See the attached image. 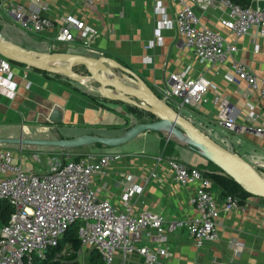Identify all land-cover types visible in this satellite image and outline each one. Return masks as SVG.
Segmentation results:
<instances>
[{
    "label": "crops",
    "instance_id": "crops-1",
    "mask_svg": "<svg viewBox=\"0 0 264 264\" xmlns=\"http://www.w3.org/2000/svg\"><path fill=\"white\" fill-rule=\"evenodd\" d=\"M17 1L52 20V25L40 32H27L19 27L11 14L0 9V35L25 48L58 49L93 56L104 54L129 67L156 93L168 72L184 69L189 76L203 74L214 84V88L205 92L206 99L199 108H186L191 112L189 116L180 113L190 121H195L194 125L204 132L210 129L208 125L223 127L218 121V108L211 101V96L227 95L224 102L232 107L230 116L240 126L238 132H231L251 142L258 152L257 158L264 160V130L255 134L242 129L243 124L247 123L245 115L248 105L256 113L251 123L264 128V100L256 91L243 96L234 89V84L226 81L225 75L232 73L228 60L223 63L200 61L183 45L174 27L159 25L163 16H174L176 5L170 0H44L47 3L45 8L33 2ZM248 4L263 6L264 0H249ZM194 12L200 25L210 27L224 39L233 41L236 45L233 56L251 72L260 75L264 69V36H259L254 27L246 34L233 35L217 22L219 13L215 9L200 10L194 7ZM64 13H72L96 27L98 36L90 48L83 46L78 38L70 41L54 40L56 27ZM156 31L160 36L159 40L155 37ZM150 41L152 44L148 45ZM10 62L14 93L8 95L0 92V137L52 138L56 136L50 130L52 127L63 137L81 133L115 135L136 122L128 104L103 100L90 82L72 80L62 73ZM71 69L80 71L83 68L74 64ZM237 87L246 89L243 81L238 82ZM53 107L60 111V120L56 122L48 118ZM236 140V143H240ZM231 144L229 141L233 148ZM44 146L47 145L0 143V147L12 150L14 159L24 166L33 168L40 164L44 169H49L58 162L56 159L54 163L52 160L48 161L41 153L36 152ZM52 147L56 146L50 148ZM86 147L87 152L94 154H122L120 158L110 161L102 174L93 176L92 186L99 196L108 199L114 208L120 210L123 204L119 188L114 183L133 175L134 180L142 186L128 202L129 212L133 214L147 209L161 213L169 220L187 219L195 214L190 199L194 183L178 184L168 166L163 162L155 164L152 155L176 158L198 166L200 170L219 171L212 168L210 161L194 150L153 130H145L118 145L93 147L89 144ZM53 153L60 157L61 150L56 147ZM258 162L260 160L255 162L254 167L264 172L261 163L256 164ZM150 170L154 171V176L150 175ZM209 189L220 204L223 196L218 187L211 183ZM242 204V210L219 211L215 220L217 238L213 241L196 246L182 226L167 233L169 253L162 256L156 264H264V197L249 195ZM231 238L242 243L240 252L234 253L232 250L229 245ZM140 243L149 242L142 238ZM111 264L144 262L135 250L124 256L116 250Z\"/></svg>",
    "mask_w": 264,
    "mask_h": 264
},
{
    "label": "built area",
    "instance_id": "built-area-1",
    "mask_svg": "<svg viewBox=\"0 0 264 264\" xmlns=\"http://www.w3.org/2000/svg\"><path fill=\"white\" fill-rule=\"evenodd\" d=\"M47 6L44 0H25ZM91 2L92 0H84ZM176 5L172 18L162 17L160 26L174 27L185 47L203 62L223 63L229 61L232 73L226 74L227 82L243 96L251 91L264 100V69L260 75L251 72L236 59V45L226 40L210 27L200 25L194 7L200 10L218 11L217 22L233 35L246 34L254 27L259 36H264V5L240 6L231 0H170ZM158 7V5H156ZM0 9L11 14L20 28L27 32H40L52 25L45 14L38 13L17 0H0ZM98 36L96 27L72 13H64L56 27L54 40L70 41L78 38L81 44L90 48ZM157 40L160 39L155 32ZM152 41L148 43L151 45ZM11 62L0 55V92L12 95L14 82L11 79ZM243 81L246 89H239ZM214 84L199 73L189 76L186 70L168 72L163 83L157 87V95L172 108L180 112L185 105L199 108L205 101V92ZM227 95L213 94L211 101L218 108L219 123L229 131L240 130L230 116L232 107L224 101ZM256 117L248 105L242 129L261 133L264 128L251 123ZM122 154L113 152L74 154L61 150L60 162L49 169L40 164L29 168L14 159L9 148L0 147V198L11 204L6 222L0 224V264H27L33 256L42 258L46 247L55 245L66 227L75 222L79 241L77 254L81 249H94L104 263L111 264L116 250L122 256L137 251L144 264H156L168 254L166 234L182 226L193 243L200 246L217 238L215 220L219 211L242 210L244 205L232 194L223 196L218 204L209 189L211 180L195 165L176 158L152 155L155 164L165 163L173 179L180 185L194 183L191 203L195 214L187 219L169 220L161 213L143 209L130 213V197L141 190V185L128 175L116 180L122 209H116L108 199L99 196L92 178L102 174L110 161ZM150 175L154 176L153 170ZM146 238L149 243H140ZM229 245L234 253L240 252L242 243L231 238Z\"/></svg>",
    "mask_w": 264,
    "mask_h": 264
},
{
    "label": "water",
    "instance_id": "water-1",
    "mask_svg": "<svg viewBox=\"0 0 264 264\" xmlns=\"http://www.w3.org/2000/svg\"><path fill=\"white\" fill-rule=\"evenodd\" d=\"M0 55L9 61L57 72L72 80L90 82L97 95L107 101L130 104L151 113L154 119L136 121L115 135L81 133L70 137L59 136L50 128L52 138L0 137L1 142L56 146L60 150L100 143L114 146L126 142L145 130L161 132L167 138L187 146L227 174L242 189L254 196L264 197V172L256 169L231 147H225L197 127L187 117L163 101L134 71L112 57L53 50L25 48L0 35ZM74 64L82 70L71 69ZM48 118L60 120V111L53 107Z\"/></svg>",
    "mask_w": 264,
    "mask_h": 264
},
{
    "label": "trees",
    "instance_id": "trees-1",
    "mask_svg": "<svg viewBox=\"0 0 264 264\" xmlns=\"http://www.w3.org/2000/svg\"><path fill=\"white\" fill-rule=\"evenodd\" d=\"M240 6L248 5L249 0H231ZM46 74V72L42 71ZM89 97H94L87 94ZM104 100V99H103ZM127 107L131 110L135 121H150L154 119V116L138 107L128 104ZM93 146L106 145L100 143H93ZM212 168L218 170V167L213 163L209 162ZM198 167V166H197ZM199 168V167H198ZM202 173L207 176L212 183H214L222 196L226 194H232L239 198L242 202L245 197L251 195L244 189H242L235 181L232 180L227 174L217 172L213 169H201ZM262 171V170H261ZM11 210V204L4 198H0V224L6 222L8 215ZM76 223H70L62 236L58 239L55 245H51L45 248L44 255L42 258L33 256L27 264H80L77 260V249L79 248V241L76 236ZM87 264H107L102 261L99 254L94 250L90 249L87 258Z\"/></svg>",
    "mask_w": 264,
    "mask_h": 264
},
{
    "label": "rangeland",
    "instance_id": "rangeland-1",
    "mask_svg": "<svg viewBox=\"0 0 264 264\" xmlns=\"http://www.w3.org/2000/svg\"><path fill=\"white\" fill-rule=\"evenodd\" d=\"M187 106L185 105L184 107H182L180 109V112L185 114L186 116H189V114H191V112H188L186 110ZM193 124L196 122L193 121ZM208 127H210V129L208 128L206 130L207 134L213 138L216 142H218L219 144L225 146V147H229V141L230 143L232 142V147L233 149L238 152V154L243 157L246 161H248L251 165L255 166V162H257V160H260V163H256V164H260L261 166L264 167V160L263 159H259L257 158V154L258 152L255 150V146L252 145L251 142L247 141L244 137L237 135L236 133H232L231 131L215 124V125H208ZM236 139H238L240 141V143H236ZM51 147V146H50ZM49 146H44V147H40L36 152H39L42 154V156L45 157V159H47L48 161H56L60 162V157L57 156L56 154H54L53 152H55L56 147H52L50 148ZM91 147V146H90ZM94 147V146H93ZM231 147V146H230ZM88 147L83 146V147H76L74 149H64V150H71L72 153L74 154H83L86 153L88 151L87 149ZM35 152V153H36ZM30 153V152H27ZM53 154V156H52ZM38 155V154H37ZM90 252L89 248H85V249H81L79 251V253L77 254V260L79 261L80 264H87V258H88V254Z\"/></svg>",
    "mask_w": 264,
    "mask_h": 264
}]
</instances>
